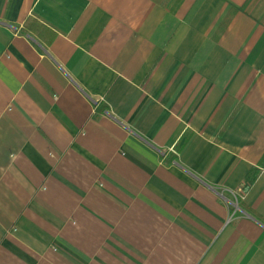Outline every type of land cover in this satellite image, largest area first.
Here are the masks:
<instances>
[{"label":"crops","instance_id":"1","mask_svg":"<svg viewBox=\"0 0 264 264\" xmlns=\"http://www.w3.org/2000/svg\"><path fill=\"white\" fill-rule=\"evenodd\" d=\"M0 264H264V0H0Z\"/></svg>","mask_w":264,"mask_h":264},{"label":"trees","instance_id":"2","mask_svg":"<svg viewBox=\"0 0 264 264\" xmlns=\"http://www.w3.org/2000/svg\"><path fill=\"white\" fill-rule=\"evenodd\" d=\"M24 31L32 33L34 35H39V33H42L44 30L41 26H39L36 22L28 20L24 27Z\"/></svg>","mask_w":264,"mask_h":264}]
</instances>
